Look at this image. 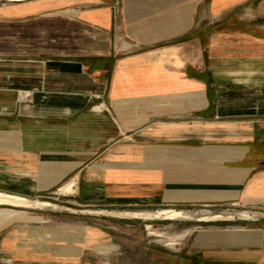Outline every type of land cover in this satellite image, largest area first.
Here are the masks:
<instances>
[{
    "label": "crops",
    "instance_id": "0c3cea01",
    "mask_svg": "<svg viewBox=\"0 0 264 264\" xmlns=\"http://www.w3.org/2000/svg\"><path fill=\"white\" fill-rule=\"evenodd\" d=\"M1 1L0 190L264 203V18L238 15L258 0ZM43 222L6 230L0 264H161L117 227ZM247 226L200 231L163 264H264V221Z\"/></svg>",
    "mask_w": 264,
    "mask_h": 264
},
{
    "label": "rangeland",
    "instance_id": "374dc122",
    "mask_svg": "<svg viewBox=\"0 0 264 264\" xmlns=\"http://www.w3.org/2000/svg\"><path fill=\"white\" fill-rule=\"evenodd\" d=\"M1 2H4V0ZM205 2L207 3L208 0H205ZM246 7L247 10H244V8L239 10L238 15L243 13L244 15L241 17L255 19L262 14L264 18V7L261 13L258 11L260 7L259 0L253 1ZM249 8L251 10H248ZM259 141L261 142V139ZM261 148L264 149V144L261 145L258 142L254 145L255 152H259ZM55 191L57 190L53 192ZM26 197L46 200L51 202L52 205L41 206L37 209L0 207V240L6 230H10L11 226L24 225L31 221L39 223L45 220L46 222L43 223L50 227L88 225L106 228L114 226L120 230L115 235L117 242L140 244L141 247L144 243L150 242L156 248V263L161 264H163L164 252H170L171 250L177 252L183 242L187 245L192 244L200 231H224L235 227H248L247 225H253L256 221H264V203L180 206L158 202H126L99 206H74L62 202V200L57 199L60 196L49 192L42 194V197ZM85 209L88 210L84 212L92 213H80V210ZM163 209H176L185 213L182 217L167 219V215L163 214ZM214 215L232 216L233 218L218 221L201 220ZM62 234L57 233L58 236ZM95 248L98 251H103L107 246L96 245ZM140 260L142 261V258Z\"/></svg>",
    "mask_w": 264,
    "mask_h": 264
},
{
    "label": "bare ground",
    "instance_id": "6f19581e",
    "mask_svg": "<svg viewBox=\"0 0 264 264\" xmlns=\"http://www.w3.org/2000/svg\"><path fill=\"white\" fill-rule=\"evenodd\" d=\"M76 181H78L77 178L70 179L66 184L60 187V189L58 190V193L63 195L65 193L72 192ZM51 205L52 203L46 200L31 199V198H28L20 194L8 193V192L0 190V207H6V206L7 207H18L19 209V208H40L41 206H51ZM163 214L167 215L166 217L167 219H176L178 217L183 216L182 212L176 211V210L165 211L163 212ZM232 218H233L232 216L226 217L223 215H214L211 217L202 218L201 220L218 221V220H231Z\"/></svg>",
    "mask_w": 264,
    "mask_h": 264
},
{
    "label": "built area",
    "instance_id": "2783aa9c",
    "mask_svg": "<svg viewBox=\"0 0 264 264\" xmlns=\"http://www.w3.org/2000/svg\"><path fill=\"white\" fill-rule=\"evenodd\" d=\"M117 16H118V9H116V10L114 11V18L117 19Z\"/></svg>",
    "mask_w": 264,
    "mask_h": 264
}]
</instances>
